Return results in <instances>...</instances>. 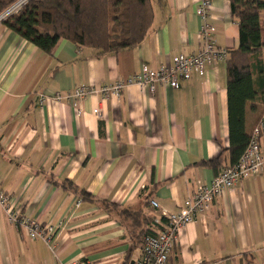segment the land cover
<instances>
[{
  "label": "crops",
  "instance_id": "crops-1",
  "mask_svg": "<svg viewBox=\"0 0 264 264\" xmlns=\"http://www.w3.org/2000/svg\"><path fill=\"white\" fill-rule=\"evenodd\" d=\"M210 1L216 43L234 49L239 29L229 0ZM152 8L143 40L106 54L67 39L47 53L0 24V187L21 216L57 227L51 249L0 208V264H133L141 255L140 230L131 233L101 202L154 221L160 209L178 211L215 177L212 167L196 163L219 155L228 163L226 60L179 79L178 88L130 85L120 97L90 93L78 108L38 104V93L99 87L195 53L196 0H152ZM261 55L264 62V47ZM263 107L264 95L247 103L248 133ZM260 148L264 155V131ZM202 262L264 264V168L186 225L165 264Z\"/></svg>",
  "mask_w": 264,
  "mask_h": 264
},
{
  "label": "trees",
  "instance_id": "trees-1",
  "mask_svg": "<svg viewBox=\"0 0 264 264\" xmlns=\"http://www.w3.org/2000/svg\"><path fill=\"white\" fill-rule=\"evenodd\" d=\"M17 1L0 0V14ZM229 3L230 16L238 25L239 36L237 46L228 51L226 59L228 163H223L221 155L196 163L212 167L216 175L235 165L244 152L250 137L245 129L246 105L264 95L261 55L264 0H229ZM153 17L152 0H27L0 24L47 53H51L60 40L67 39L77 46L106 54L139 44L151 27ZM101 203L105 209L116 213L131 233L136 235L137 229L140 230L137 237L141 244L146 234H153V218L143 219L139 212L119 208L108 201Z\"/></svg>",
  "mask_w": 264,
  "mask_h": 264
},
{
  "label": "built area",
  "instance_id": "built-area-1",
  "mask_svg": "<svg viewBox=\"0 0 264 264\" xmlns=\"http://www.w3.org/2000/svg\"><path fill=\"white\" fill-rule=\"evenodd\" d=\"M27 0H18L5 12L0 14V21L9 14L17 11ZM210 0H196L195 12L200 20L199 34L201 44L195 53L175 55L169 64L158 69H149L142 66L140 71L126 79H116L110 84L99 87L79 85L65 93L53 94L38 93L37 101L40 106L46 100L57 103H67L78 108L80 101L90 93L100 94L103 99L115 96L120 97L123 90L136 85L140 89L147 88L153 92L157 85L178 88L179 79H187L192 73L204 74L206 66L218 61L226 60L228 49L216 43L213 27L208 22ZM100 114L98 109H94ZM264 131V107L250 131L249 142L235 165L222 169L209 184L198 187L186 198L181 208L176 212H167L160 209V214L153 221L157 227L153 234H146L143 238L140 257L133 264H165L168 256L176 244L178 234L188 224L192 223L197 215L204 214L211 206L214 198L225 190L247 177L258 176L264 168V155L260 148V139ZM154 208L158 203L151 200ZM0 208L4 209L8 220L16 227L23 228L30 239L39 238L51 249L54 247V237L57 227L50 224H41L21 216L11 202L9 195L0 187ZM199 264H215L202 262Z\"/></svg>",
  "mask_w": 264,
  "mask_h": 264
}]
</instances>
